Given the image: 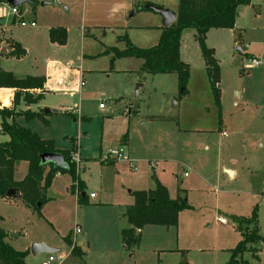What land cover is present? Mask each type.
Listing matches in <instances>:
<instances>
[{
	"label": "rangeland",
	"instance_id": "374dc122",
	"mask_svg": "<svg viewBox=\"0 0 264 264\" xmlns=\"http://www.w3.org/2000/svg\"><path fill=\"white\" fill-rule=\"evenodd\" d=\"M69 2V11L62 0L21 5L24 20H34L36 27L21 26L10 13V4H0L1 39L13 36L27 49L24 57L0 56V68L16 77H46L47 91L38 104L27 107L21 101L17 111L46 107L56 111L45 113L47 120L16 114L15 121L52 139L59 148L79 147L78 172L86 193L78 202L77 186L68 191L72 178L65 172L53 179L47 200L42 205L38 201L36 208L22 198H0L7 240L21 250L35 242L58 248L52 264H59L60 255H67L62 264H226L242 239L236 218L256 210L264 237V0L240 6L234 28H212L207 33L206 43L214 51L211 58L220 67V107L195 29H185L181 37L180 55L190 66L188 92L181 95L176 73L143 72L141 59L117 56L112 46L122 50L126 41L119 43L114 34L101 30L84 36L81 12ZM142 15L133 21L142 22ZM54 26L68 28L64 45L50 42L49 29ZM131 33L139 47L157 43L149 36L142 39L156 32ZM252 57L261 63L252 67ZM0 107L13 108L1 97ZM74 108L78 114L72 113ZM2 121L0 113V142L9 139L1 130ZM125 134L134 167L129 161L118 163V168L102 162L100 156L122 145L118 139ZM151 163L171 197L178 196L179 186L186 188L183 197L189 207L180 212L178 226L148 224L138 242L126 243L123 230L132 225L124 212L134 202L130 191L155 186L156 179L148 172ZM28 168V161H18L15 178L24 179ZM225 169L236 170L235 177ZM91 192L97 195L93 200ZM77 227L81 232L75 235ZM68 236L72 243L83 240L79 250L73 251ZM252 247L243 258L264 264V240ZM49 255L31 253L27 262L42 264Z\"/></svg>",
	"mask_w": 264,
	"mask_h": 264
},
{
	"label": "trees",
	"instance_id": "16d2710c",
	"mask_svg": "<svg viewBox=\"0 0 264 264\" xmlns=\"http://www.w3.org/2000/svg\"><path fill=\"white\" fill-rule=\"evenodd\" d=\"M7 0H0V3ZM251 0H179L176 20L167 26L161 27L159 41L151 47H139L134 45L128 35L119 36L120 40L126 41L124 49L112 47L117 56H131L142 60L143 72L176 73L180 88V94H187V84L190 78V66L180 55L181 37L185 29H195L197 40L200 44L203 56L206 60V68L211 82V87L218 107L221 106L219 82L220 67L213 60V49L206 43L207 33L212 28H234L238 9L240 6L249 5ZM138 6L132 13L145 9L147 1H138ZM87 31H85V34ZM88 34V33H87ZM50 39L53 42L65 44L67 41V29L64 27H53L50 29ZM25 50L17 42L13 44L10 54L21 57ZM45 77L27 76L16 77L11 71L0 69V88H12L15 90L13 108H1L3 117L1 130L9 135V139L0 142V197H7L11 188L17 189L20 198L30 208H36L37 202L42 205L47 200V191L58 172H69L72 182L81 183L77 166L70 159L73 149H57L52 139H43L37 132L29 127L18 124L15 115H25L26 119L43 118L45 111H31L30 109L17 111L20 101L28 105L38 103L42 93H31L33 89H42ZM8 104L7 102H5ZM8 117L13 121L9 122ZM46 152H60L67 166H56L53 162L43 163L41 155ZM28 161L29 168L26 177L22 180L15 179L16 163ZM47 166L49 169L47 170ZM73 186V185H72ZM83 195H81L82 197ZM134 203L131 204L125 216L132 227L123 230L126 243L138 242L140 232L145 225L178 226L180 212L189 207L185 197L171 198L167 187L160 181L153 189L134 192ZM82 199V198H81ZM2 215L0 214V264H28V250L15 248L7 240L9 233L1 226ZM237 227L241 231L242 239L231 249L230 259L226 264H251L243 258L246 251L252 250V245L264 240L258 224V214L255 210L249 217H238ZM68 242L72 245L70 236ZM78 246L73 247L77 251ZM256 253V252H255ZM188 264V263H186Z\"/></svg>",
	"mask_w": 264,
	"mask_h": 264
},
{
	"label": "crops",
	"instance_id": "0c3cea01",
	"mask_svg": "<svg viewBox=\"0 0 264 264\" xmlns=\"http://www.w3.org/2000/svg\"><path fill=\"white\" fill-rule=\"evenodd\" d=\"M51 1H54V2L57 1L58 2V0H51ZM62 1H65V3H67L66 10L69 11L70 7H71L69 0H62ZM70 1H73L75 3V5H76V9L79 8V10L81 12V15H80V19H81V23H82L81 24V28L84 31V32L82 31L84 36L93 35L94 33H92V30L93 31H100L101 30L105 34H107V33L114 34L116 36V41L121 43L120 41H123V40H120L119 36L126 34V35L129 36V39H131V41L135 45V44H137L135 41H138V40L135 38V40L133 41L134 38H133L131 32L134 31V30H141V32L143 34H144V32H156L153 35H143L142 39H144V36H149V37H147V38L150 39L149 41H151L152 39H153V41H156V42L159 41V38H160V35H161V27L163 26L161 15L156 13V12L154 13V11H152L150 9H147V8H145V9L139 11V12L132 13V11L138 6L137 2L138 1H142V0H70ZM143 1H147V3H153L155 5H159V6H163V7L169 8L172 11H176L177 10L178 2H179V0H143ZM44 2L46 3V1H44ZM60 2H61V0H59V3ZM20 7L22 8V6H20ZM76 9H75L74 12L77 11ZM23 11H24V9H23ZM149 12H153V13H149ZM140 14H143L142 16H144V17H142L140 19L142 22H134L133 18L135 16H139ZM31 21H34V20H31ZM11 24H13V23L7 24L9 26H6V28H5L6 32L9 31ZM32 27H36V26H32ZM54 27H64V26H54ZM64 28H66V27H64ZM50 29H49V40H50V42H52L53 44H56V45H60V46L64 45V44H60L59 42L51 41V39H50ZM66 29H67V40H68V35H69L68 34V28H66ZM85 31H87L88 34L87 33L85 34ZM2 37L3 36L0 37V56L12 55L10 53L13 50V44L15 42L19 43L21 45V47L26 51L25 54L23 56H21V57H24L27 54V49L24 47V45L20 41L16 40L13 36H6V37H4L5 38L4 40L1 39ZM7 39H9L11 42H9V41L7 42ZM9 46H12L11 50H8L6 48V47H9ZM112 47H117V46H112ZM3 49H6L7 51L4 53L2 51ZM18 58H20V57H18ZM68 64L71 65L72 61H69ZM205 66H206V63H205ZM8 71H10V70H8ZM11 72H13V71H11ZM42 76L45 77V75H42ZM17 77L25 78V77H20V76H17ZM36 77H41V76H36ZM45 79H46V77H45ZM81 81H83V80H81ZM45 84H46V80H45ZM45 84H44V88H42V89H33V90H31V92H33L35 95L42 92V94L44 95V93L47 91V90H45V86H46ZM84 84H85V82H84ZM80 86H84V85H81V82H80ZM14 94H15V90L12 89V88H0V97H1L2 102L4 104H6L5 102H7V103H10V105L13 106ZM25 104L27 105V107L33 105V104L28 105L26 102H25ZM36 104H38V103H36ZM100 108H102V107H100ZM103 108H105V107H103ZM27 109H29V108H27ZM77 111H79V110H76V108H74L72 113L73 114H76V113L78 114ZM130 111L131 112H138V111H135L133 108H131ZM55 112L56 111H54L53 113H55ZM62 112H66V111H62ZM44 120H47L46 116H45ZM119 140L122 143V145H124L126 147V150H127L128 154L130 156V153H129L130 140L127 137V134L123 135L122 137H119L118 141ZM74 142L75 141H73V143ZM73 146H74V144H73ZM73 146H72L71 149H73ZM56 148L57 149H61V150H66V149L59 148L57 146H56ZM71 149H69V150H71ZM131 161H129L130 163L128 161H124V160L123 161L122 160H120V161H109L108 164H114L115 168H118L117 167L118 163L128 162L131 167H134V165H133V163ZM102 162H105V161H102ZM150 166H151L150 168H152V169L148 170V172L149 173L150 172L153 173L152 176L156 179V183H155V186L153 188L156 187L157 181H160L162 184H164L167 187V189L169 191V188H168L166 182L162 178L158 179V177L155 174V172H156L155 171L156 164L151 163ZM48 169H49V166H47V170ZM78 171H80V170H78ZM225 171L228 174H230L231 178H234L235 175H236V170L225 169ZM61 173L62 172H58L55 175V177L57 175H61ZM79 177H80V173H79ZM136 179L140 180L139 177H137ZM17 180H19V179H17ZM80 180H81L80 184H82L81 188L79 187V183L78 182H75V184L72 182L71 187L68 189V191H70L73 188V186H77L78 190L79 189L82 190V191L79 190L80 192L77 193L78 202L84 201L86 199V193L84 192L85 182L81 179V177H80ZM182 184H183V182H182ZM153 188H149V189H153ZM49 189H48V191H49ZM140 190H148V189L137 188L134 191H130V192H132L133 198H135L134 197V192L135 191H140ZM185 191H186V188L181 185V186L178 187L176 194L178 196H182L183 197V193ZM169 194H170V192H169ZM81 195H83V196L81 197ZM96 197H97V195H95L94 197L90 196V198L92 200L95 199ZM170 197H171V195H170ZM0 198L4 199V197H0ZM6 198H8V197H6ZM18 198H20V196ZM171 198H174V197H171ZM128 207L129 206H127V208ZM127 208H126V210H127ZM126 210H125V212H126ZM125 212H124V214H125ZM126 219H127V217H126ZM2 220H3V216H2ZM221 221L226 223V220L223 219V218H221ZM142 229H138V232H141ZM70 239H71V241L73 240L72 238H70ZM82 244H83V240H78V242L76 244L78 246V250H79V246L82 245ZM30 248L31 247H29L27 249H23V250H28L29 251L28 255H29V254H31ZM28 255H27V257H28ZM66 258H67V255H66ZM62 263L63 262H61L59 264H62Z\"/></svg>",
	"mask_w": 264,
	"mask_h": 264
},
{
	"label": "water",
	"instance_id": "95a60500",
	"mask_svg": "<svg viewBox=\"0 0 264 264\" xmlns=\"http://www.w3.org/2000/svg\"><path fill=\"white\" fill-rule=\"evenodd\" d=\"M28 1L29 0H7V2L13 6H21L25 2H28ZM58 2H59V0H58ZM42 4H45V2H42ZM145 8L150 9V10L160 14L162 17V22H163L164 26L170 25L177 18L176 12L172 11L169 8L163 7V6L155 5L153 3H147L145 5ZM6 48L8 50H11L12 47H6ZM238 50L240 52H242V48L240 46L238 47ZM2 51L5 53L7 50L3 49ZM44 111H45V113H53L55 110L52 108L46 107L44 109ZM41 160L43 163L53 162L56 166H62V167L67 166L65 159H64V156L60 152L43 153L41 155ZM6 195H7V197H15V198H18L20 196L19 192L15 188L9 189ZM30 251L34 256H37L42 252L52 254V253L59 251V249L55 248L53 246L47 245L44 242H35L31 246Z\"/></svg>",
	"mask_w": 264,
	"mask_h": 264
},
{
	"label": "built area",
	"instance_id": "2783aa9c",
	"mask_svg": "<svg viewBox=\"0 0 264 264\" xmlns=\"http://www.w3.org/2000/svg\"><path fill=\"white\" fill-rule=\"evenodd\" d=\"M7 2V1H6ZM3 2V3H6ZM8 3V2H7ZM1 4V3H0ZM2 11L0 10V18L2 17L1 15ZM10 13L14 15V19H18L17 22H19V24L21 26H27L28 24L31 26H36V22L35 21H30L27 22L26 20H24V11L21 9L20 6H13L10 4ZM261 62L259 59H257L256 57H252V64L251 66H257L259 65ZM81 85H84V81H81ZM100 107H105L103 103H100ZM224 134H226L224 132ZM77 146V145H76ZM72 150V152L70 153V159L72 162H74L77 166V170L80 168V162H81V154L79 151V147L77 146ZM100 160L101 161H105V162H109V161H120V160H124V161H131L129 154L126 150V147L124 145H120L119 147H114L109 149L105 154L100 156ZM187 174V173H186ZM77 193H79V190L77 189ZM91 197L95 196V193H90ZM81 229L80 227H77L75 229V235L76 233H80ZM76 241L74 240L73 242V247L76 246ZM66 255H60L58 257V262L61 263L64 259H65ZM56 260V258L54 257L53 254L49 255L48 260L43 261L42 264H52V262H54Z\"/></svg>",
	"mask_w": 264,
	"mask_h": 264
}]
</instances>
